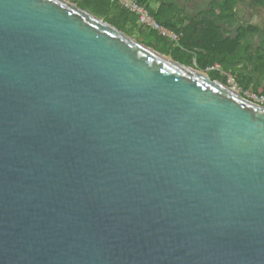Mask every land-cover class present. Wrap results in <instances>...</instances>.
I'll use <instances>...</instances> for the list:
<instances>
[{
    "label": "water",
    "instance_id": "obj_1",
    "mask_svg": "<svg viewBox=\"0 0 264 264\" xmlns=\"http://www.w3.org/2000/svg\"><path fill=\"white\" fill-rule=\"evenodd\" d=\"M0 264H264V106L68 0H0Z\"/></svg>",
    "mask_w": 264,
    "mask_h": 264
},
{
    "label": "trees",
    "instance_id": "obj_2",
    "mask_svg": "<svg viewBox=\"0 0 264 264\" xmlns=\"http://www.w3.org/2000/svg\"><path fill=\"white\" fill-rule=\"evenodd\" d=\"M90 4H97V8H103L105 14L99 13L102 18H107L119 29L132 33L128 30V25L137 17L130 13L119 3L110 0H88ZM166 28L181 35L178 46L175 48L177 61L193 67V57L188 62L184 61L187 55L196 57L198 69L207 72L211 67L221 66L225 72L235 76L244 91L253 87L254 91L264 94V64L255 63L256 60L264 62V29L256 25L243 26L236 36H227L223 29L226 20L233 21L236 17L235 7L243 2L249 7L254 5L264 7V0H221L220 3H213L208 12L200 13L194 17L184 15L174 0H137ZM217 1V2H218ZM156 2L160 5L156 6ZM101 10V9H99ZM112 16L113 20H109ZM138 21V19H137ZM141 27V26H140ZM141 30H145L141 27ZM151 32V31H150ZM162 41L167 39L159 37L155 32H151ZM260 35L259 46L256 48L254 39ZM148 45V44H147ZM158 49L156 45H149ZM159 50V49H158ZM161 51V50H159ZM168 55L167 51H161ZM245 59L254 66V71H250ZM212 79L227 84L228 77L222 76L216 71Z\"/></svg>",
    "mask_w": 264,
    "mask_h": 264
},
{
    "label": "rangeland",
    "instance_id": "obj_3",
    "mask_svg": "<svg viewBox=\"0 0 264 264\" xmlns=\"http://www.w3.org/2000/svg\"><path fill=\"white\" fill-rule=\"evenodd\" d=\"M68 1L76 3L81 8L87 10L88 12H90V13H92V14L100 17V18H102V17L100 16L99 13L105 14L104 10H106V9L97 8L98 6L96 3H94V5H92L89 3L88 0H68ZM174 1H175V4L179 7V9L181 8V9L185 10L190 16H195L199 12H203V13L208 12L212 5L215 6L213 3L220 4L222 2L221 0H220V3L218 0H174ZM99 9H101V10H99ZM235 12H236V17L233 18L232 22L229 20H226L223 23V29H224V32L227 36H236L239 33V30L243 26L246 27L248 25H256V26L264 29V7L258 6V5H254L252 7H249L245 3L240 2L235 7ZM108 17H109V20H113L112 16H108ZM102 19H105V18H102ZM137 19L134 18L132 23L128 25V30L134 34V35H131V34L130 35L133 36L134 38H136L138 41L143 42L145 44L156 45L159 50L167 51L168 56L174 57L175 56L174 50L178 46V44L171 41V40L160 41L157 38V36L153 35L149 30H141L140 24L137 21ZM105 20L108 21L107 18ZM108 22H110V21H108ZM260 39H261L260 35H258L254 39V45L256 48L259 46ZM191 56L193 57V67L198 68V66L196 64V57L195 56L187 55L186 57L183 58L184 61L188 62V60ZM245 61L247 62L249 70L253 72L254 66L252 65V63L249 62L248 59H245ZM259 62H261V64H264L263 61H258V60L255 61V63H257V64H259ZM190 67H192V66H190ZM211 68H209L207 70V73L209 75L215 76L217 73L216 71H218L222 76H227L228 77L227 85L237 88V91H239L241 93L242 97H245V98L251 100L250 96H252L253 92H255L253 87H251L247 91H244L242 89V86L240 85L238 79L235 76L225 72L221 66H218V68L216 70H214V69L212 70ZM232 78L235 79V82L232 80Z\"/></svg>",
    "mask_w": 264,
    "mask_h": 264
},
{
    "label": "built area",
    "instance_id": "obj_4",
    "mask_svg": "<svg viewBox=\"0 0 264 264\" xmlns=\"http://www.w3.org/2000/svg\"><path fill=\"white\" fill-rule=\"evenodd\" d=\"M113 3H119L125 9H127L130 13L134 14L138 18V22L140 26L151 32H155L159 37L165 38L167 40H171L175 43H179L181 35L166 28L164 25L160 24L157 19L149 12L147 8L141 6L137 0H110ZM219 65L212 67L211 69L216 70ZM235 82V79L232 78ZM237 90V88L233 87ZM251 101L264 106V94H259L253 92L252 96H250Z\"/></svg>",
    "mask_w": 264,
    "mask_h": 264
},
{
    "label": "crops",
    "instance_id": "obj_5",
    "mask_svg": "<svg viewBox=\"0 0 264 264\" xmlns=\"http://www.w3.org/2000/svg\"><path fill=\"white\" fill-rule=\"evenodd\" d=\"M162 1H165V0H162ZM166 1H170V0H166ZM160 5V3L159 2H156V6H159ZM180 10H181V12L184 14V15H186V16H188V17H194V16H190L185 10H183V9H181L180 8ZM200 13H203V12H199V13H197V15H199ZM197 15H195V16H197ZM132 35H134L133 33H132Z\"/></svg>",
    "mask_w": 264,
    "mask_h": 264
}]
</instances>
